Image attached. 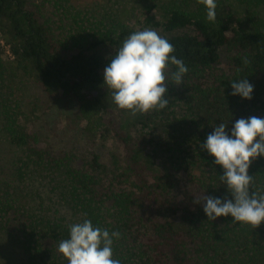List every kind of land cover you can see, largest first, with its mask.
<instances>
[{
	"label": "trees",
	"instance_id": "16d2710c",
	"mask_svg": "<svg viewBox=\"0 0 264 264\" xmlns=\"http://www.w3.org/2000/svg\"><path fill=\"white\" fill-rule=\"evenodd\" d=\"M96 21L54 0L45 16L30 0H0V237L21 264H68L58 251L69 226L87 218L120 233V264H264V222L208 220L205 196L231 194L223 169L200 145L213 127L264 118V0H232L247 9L244 24L206 20L199 0H145ZM129 20V21H127ZM87 21V24L85 23ZM106 21V22H105ZM158 30L188 67L183 82L166 75L168 105L146 113L118 108L103 70L134 31ZM9 73L37 89L40 110L24 111L2 96ZM246 78L251 99L232 95ZM44 120L47 133L36 129ZM74 131L85 146L57 148L55 131ZM109 148L107 159L96 145ZM4 145V146H5ZM2 159V160H1ZM4 160V161H3ZM250 192L264 194V157L252 161Z\"/></svg>",
	"mask_w": 264,
	"mask_h": 264
},
{
	"label": "clouds",
	"instance_id": "9594fccd",
	"mask_svg": "<svg viewBox=\"0 0 264 264\" xmlns=\"http://www.w3.org/2000/svg\"><path fill=\"white\" fill-rule=\"evenodd\" d=\"M199 3L206 9V20L215 22L217 0H199ZM174 52V46L155 30L130 33L103 70V86L111 91L115 105L133 115L166 108L169 66H175L171 75L176 84L182 83L188 72ZM231 87L232 95L252 98L254 88L248 79L233 80ZM200 147L214 157V165L223 169L220 178L232 197L204 195L196 200V203L203 201L208 220L231 216L236 223L258 227L264 222V194L250 192L252 176L248 170L253 160L264 157V118H241L230 129L221 122L213 127ZM119 237V232L110 233L85 218L69 226L68 238L60 241L58 251L68 264H120L112 251L113 242Z\"/></svg>",
	"mask_w": 264,
	"mask_h": 264
},
{
	"label": "rangeland",
	"instance_id": "374dc122",
	"mask_svg": "<svg viewBox=\"0 0 264 264\" xmlns=\"http://www.w3.org/2000/svg\"><path fill=\"white\" fill-rule=\"evenodd\" d=\"M32 1L37 4L36 8L45 16H51L54 19L55 16H60L56 8L53 6L52 2L54 0H30V2ZM191 1L192 0H183V2ZM146 2L147 1L145 0H69L68 3L72 10H79L83 15H86V17H84L86 20L88 17V19L100 21L105 19L108 20L110 16L113 15L117 17L121 13L122 18H124L123 16L125 14V10H130L132 5L135 8L142 7L146 4ZM257 10L264 19V7L261 6L257 8ZM216 11L218 18L230 16L232 17V21L234 23H236V18H238L239 21L244 24H249L251 21L249 16L246 14L247 9L239 6L232 0H217ZM85 23L87 24V21ZM155 31L161 35L158 30ZM0 45L3 46L5 54L9 55L8 47L4 45L1 37ZM3 88L4 90L2 91V96H7V100L9 102H17L24 111L31 109H41L39 101L36 99L37 89L28 79H24L20 74L9 73L5 78ZM36 129L43 134L48 132L44 126V120L42 119H38V121H36ZM55 133L56 137L53 138L52 143H54L57 148L85 146L84 141L74 131L62 128L56 130ZM2 141L4 140L0 134V142L4 147L2 148L4 151H1V156L9 157L7 152L11 151V147L3 144ZM95 151L102 156L104 161L107 159L109 148H105L98 144L95 147ZM6 247L7 245L5 244V241L0 237V264H21V256L18 255L14 249Z\"/></svg>",
	"mask_w": 264,
	"mask_h": 264
}]
</instances>
